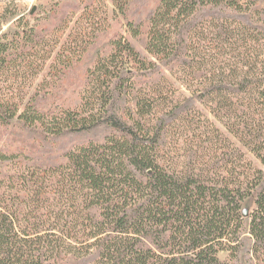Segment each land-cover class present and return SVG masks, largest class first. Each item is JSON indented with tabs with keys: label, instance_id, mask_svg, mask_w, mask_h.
<instances>
[{
	"label": "trees",
	"instance_id": "16d2710c",
	"mask_svg": "<svg viewBox=\"0 0 264 264\" xmlns=\"http://www.w3.org/2000/svg\"><path fill=\"white\" fill-rule=\"evenodd\" d=\"M0 1V264H264V10Z\"/></svg>",
	"mask_w": 264,
	"mask_h": 264
},
{
	"label": "rangeland",
	"instance_id": "374dc122",
	"mask_svg": "<svg viewBox=\"0 0 264 264\" xmlns=\"http://www.w3.org/2000/svg\"><path fill=\"white\" fill-rule=\"evenodd\" d=\"M89 1V0H87ZM56 3H60V4H65V3H73V4H78V0H19L16 1L14 4H12V8L16 11V14L18 16H27L29 19H31V22L33 21L32 17L34 15L40 14L43 15L44 13H47V11L52 7L53 4ZM106 5L109 8V19L113 21V14H114V8L112 5V0H105ZM251 4L253 6L254 10H264V0H250ZM9 5V3L4 2V1H0V15H2L5 11V9L7 8V6ZM34 13L33 16H31L30 14ZM35 17V16H34ZM264 17V15H263ZM114 24H116L114 22ZM14 28L12 26V22L5 24L0 32L1 33H9V32H13ZM124 33V32H123ZM125 37L131 41V43L139 50L142 52L144 51V48L142 47L141 44H139L136 40L132 39V37L128 34V33H124ZM45 75V74H44ZM83 75H84V71L83 68H78L76 67L74 70H72L66 77L64 83H63V94L65 95V97L68 99V101H74V99L76 98V96H73L74 94H71L72 90H74V87L77 86L78 83H80V81H82L83 79ZM167 78H169L171 80V82L174 84V86L177 88V90L179 91L178 96L182 95V96H190V92L187 90V88L185 86H182V84H180L173 76H171L169 73L167 74ZM41 81V79H39L38 83ZM197 108L199 109V111H201V113L203 114L204 117L208 118L215 127H218L222 132H224L226 134V136L231 140V142L234 143V145H236L237 147L241 148L246 156L252 160V162L258 166L261 167L260 163H258V161L255 159V157L247 150H245L240 143L238 142V140H236L234 138V136H231L229 132H227L225 130V128L214 118L212 117V115L210 114L209 110L202 105L201 103L197 105ZM254 198L250 197L248 200H246L243 204H242V212L244 215V226L247 230L249 229V216L250 214L254 211ZM222 261H228L230 257H228V254L225 252H221L218 256ZM242 257V261H246V257L241 256Z\"/></svg>",
	"mask_w": 264,
	"mask_h": 264
}]
</instances>
